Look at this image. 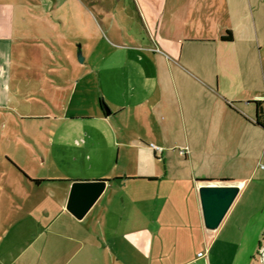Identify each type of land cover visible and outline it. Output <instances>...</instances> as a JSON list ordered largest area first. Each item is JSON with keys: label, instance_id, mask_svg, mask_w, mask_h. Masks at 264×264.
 <instances>
[{"label": "crops", "instance_id": "0c3cea01", "mask_svg": "<svg viewBox=\"0 0 264 264\" xmlns=\"http://www.w3.org/2000/svg\"><path fill=\"white\" fill-rule=\"evenodd\" d=\"M128 3V17L142 29L127 45L115 37L126 60L117 59L113 70L142 71L126 77L138 83L114 88L119 100L111 114L96 117L113 119L116 161L98 172L91 163L74 166L75 175L60 179L33 172L51 161L50 153L42 161L32 149L16 154L12 165L25 172L21 184L34 194L14 193L18 210L36 205L3 227L10 241L0 243V264H234L232 252L240 249L249 252L244 264H259L251 254L264 237V127L256 122L258 103L264 116V0ZM37 8L0 1V108L19 112L18 99H26L20 89L30 82L21 78L12 88V70H66L51 65L43 27L53 22L34 14ZM227 32L232 41L222 39ZM30 81L29 98L47 100L38 79ZM94 180H107L106 189L78 220L67 210L72 184ZM208 180L241 187L216 231L205 228L199 197V182ZM44 185L51 197L35 193ZM181 251L194 255L179 263Z\"/></svg>", "mask_w": 264, "mask_h": 264}, {"label": "rangeland", "instance_id": "374dc122", "mask_svg": "<svg viewBox=\"0 0 264 264\" xmlns=\"http://www.w3.org/2000/svg\"><path fill=\"white\" fill-rule=\"evenodd\" d=\"M25 1L37 4V12H33L34 14L46 16L53 22V28L43 27L48 37L45 45L51 52L52 67L62 66L66 70H45L42 74L40 70H12V88L17 86L21 78L28 79L30 83L20 89L27 100L22 97L18 99L19 112L13 108L11 110L0 108L1 245L10 241L3 238V227H7L11 220L31 212L36 205L30 209L25 207L21 212L18 210L21 206L14 193L24 196L34 194L25 184H21L23 180L26 183L25 172L21 173L12 165L16 154L32 149L37 155L36 158L42 161L48 157L45 153H50L51 161L46 162L43 167L36 166L33 172L60 179H65L62 177L67 174L75 175L74 166L91 163L94 165L93 171L98 172L101 164L105 162L114 164L118 149L113 144V119L107 121L103 117L97 120L96 117L103 116L104 105L112 110L113 100H119L116 98L114 88L129 82L138 83V80L133 78L128 80L126 77H130L131 72L142 71L113 70L117 59L126 60L125 52L116 49L114 45L117 43L115 37H123L121 43L127 45L128 38L137 35L142 29L136 20L128 17L130 12L128 0H86L89 7L85 9L77 6L76 0H55V3L54 0ZM43 9H48L47 14L43 13ZM38 24V27H42L40 23ZM126 49L127 47L123 48ZM79 52L84 58L82 63L78 58ZM154 52H160L157 46ZM84 53L88 55L87 61ZM130 62L133 63L132 55ZM78 64L85 65L86 68H77ZM34 76L38 79V87L42 86L47 100L33 101L34 99L29 98L34 91L30 81L35 79ZM144 78L145 81H149L147 77ZM77 133L81 136L74 138ZM28 144L31 146L28 147ZM135 152L136 150L129 151L132 157H135ZM179 153L181 154V149ZM88 157L90 161L87 160ZM120 169L121 164L118 171L113 173H119ZM46 188V185L37 188L35 193L40 197L48 195L51 197V192ZM261 241L263 243L260 250L251 254L259 264H262L264 257L262 251L264 237ZM200 249L205 254V246ZM180 253L179 263L194 255V251ZM248 253L242 249L233 251L234 264H244L248 259ZM1 258L2 251L0 260ZM203 262L205 260L197 264Z\"/></svg>", "mask_w": 264, "mask_h": 264}, {"label": "water", "instance_id": "95a60500", "mask_svg": "<svg viewBox=\"0 0 264 264\" xmlns=\"http://www.w3.org/2000/svg\"><path fill=\"white\" fill-rule=\"evenodd\" d=\"M78 58L81 63L84 61L81 52L78 53ZM103 109L107 115L111 114V110L107 106L104 105ZM256 122H258V115ZM262 126L264 127V125ZM107 183V180L73 182L67 210L78 220L83 219L102 196ZM199 183V197L204 226L209 231H216L236 201L241 187L239 184L227 180H208ZM262 251H264V248ZM262 264H264V257L262 258Z\"/></svg>", "mask_w": 264, "mask_h": 264}, {"label": "trees", "instance_id": "16d2710c", "mask_svg": "<svg viewBox=\"0 0 264 264\" xmlns=\"http://www.w3.org/2000/svg\"><path fill=\"white\" fill-rule=\"evenodd\" d=\"M222 39L225 40V41H232V39H233L232 33L231 32H227V34L224 35L222 37ZM258 111H259V116H258V122L257 123L261 124V125H264V116H263V110H262V107H261V103H258ZM32 181L34 183H36V184L42 183V180H32ZM227 181H229V180H227Z\"/></svg>", "mask_w": 264, "mask_h": 264}, {"label": "built area", "instance_id": "2783aa9c", "mask_svg": "<svg viewBox=\"0 0 264 264\" xmlns=\"http://www.w3.org/2000/svg\"><path fill=\"white\" fill-rule=\"evenodd\" d=\"M151 148L154 149L156 152H161V150H162L161 148H159V147H157V146H155L153 144L151 145ZM181 154L182 155L187 154V149H181ZM261 167L264 169L263 165Z\"/></svg>", "mask_w": 264, "mask_h": 264}, {"label": "bare ground", "instance_id": "6f19581e", "mask_svg": "<svg viewBox=\"0 0 264 264\" xmlns=\"http://www.w3.org/2000/svg\"><path fill=\"white\" fill-rule=\"evenodd\" d=\"M263 256H264V251H263Z\"/></svg>", "mask_w": 264, "mask_h": 264}]
</instances>
